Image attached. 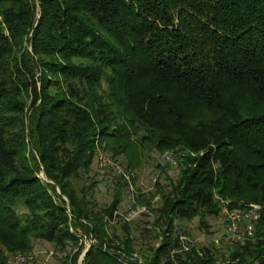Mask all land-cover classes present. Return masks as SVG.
I'll list each match as a JSON object with an SVG mask.
<instances>
[{
  "label": "trees",
  "instance_id": "16d2710c",
  "mask_svg": "<svg viewBox=\"0 0 264 264\" xmlns=\"http://www.w3.org/2000/svg\"><path fill=\"white\" fill-rule=\"evenodd\" d=\"M102 151L129 170L176 155L150 256L107 230L120 178L97 209L83 176ZM251 205L222 261L184 250L177 221L211 234L206 218ZM85 237L82 264H264V0H0V264L37 241L80 264Z\"/></svg>",
  "mask_w": 264,
  "mask_h": 264
},
{
  "label": "rangeland",
  "instance_id": "374dc122",
  "mask_svg": "<svg viewBox=\"0 0 264 264\" xmlns=\"http://www.w3.org/2000/svg\"><path fill=\"white\" fill-rule=\"evenodd\" d=\"M174 152H167L159 156L153 155V159L138 170H129L124 163L123 157L115 158L110 153L100 152L96 157L91 172L84 174V178L95 177L100 185L94 193V201L98 210H105L114 199V184L117 178L123 181V191L121 195V203L118 211L114 214V219L108 221L107 230L110 234H117L124 238L128 228L134 238L133 249L136 258H144L152 254V250L160 246L162 236L160 227L157 224L159 217L155 210L163 205L162 192L167 190L168 181L165 179V171L168 176L176 180L179 176V164L177 166H169L166 162V155ZM107 156L112 163L118 165L123 171L117 174L110 167L101 166V157ZM176 156V155H174ZM45 179V175H41ZM160 181V182H159ZM112 182V183H111ZM139 202H144L140 204ZM230 203L223 201L222 205ZM17 212L23 216L26 210L23 207H17ZM227 217L224 212L218 217L206 218L211 234H207L204 228H201L200 220H179L175 223L178 228L180 242L185 251L191 246L212 247L217 253L220 261L223 260V254L227 253V245L221 242V238L227 233L225 224ZM239 241L237 243H243ZM83 255L79 263L82 264L85 252L91 247L92 239L85 237ZM236 244V243H235ZM233 245V244H232ZM231 245V246H232ZM230 246V245H229ZM73 248L69 247L66 251L55 248L53 244L37 241L34 249L29 254H17L9 256L10 264H67L68 256L72 254ZM222 258V259H221ZM141 263V261H140Z\"/></svg>",
  "mask_w": 264,
  "mask_h": 264
},
{
  "label": "built area",
  "instance_id": "2783aa9c",
  "mask_svg": "<svg viewBox=\"0 0 264 264\" xmlns=\"http://www.w3.org/2000/svg\"><path fill=\"white\" fill-rule=\"evenodd\" d=\"M174 155L175 153L166 155L165 162L177 166L178 160ZM101 166L113 168L117 174L123 173L118 165L112 163L105 155L101 157ZM260 209L261 207L257 205H251L244 211H230L227 207H224L223 212L227 217L225 224L227 233L220 239L221 242L226 245H232L252 236L255 229V223L260 217Z\"/></svg>",
  "mask_w": 264,
  "mask_h": 264
},
{
  "label": "water",
  "instance_id": "95a60500",
  "mask_svg": "<svg viewBox=\"0 0 264 264\" xmlns=\"http://www.w3.org/2000/svg\"><path fill=\"white\" fill-rule=\"evenodd\" d=\"M87 252H88V251L85 252L84 256L86 255ZM83 259H84V257H83Z\"/></svg>",
  "mask_w": 264,
  "mask_h": 264
}]
</instances>
